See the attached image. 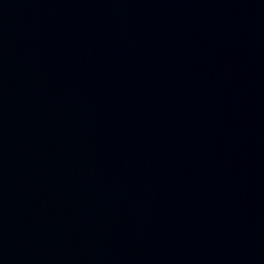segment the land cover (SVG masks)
<instances>
[{"label": "water", "instance_id": "obj_1", "mask_svg": "<svg viewBox=\"0 0 264 264\" xmlns=\"http://www.w3.org/2000/svg\"><path fill=\"white\" fill-rule=\"evenodd\" d=\"M0 264H264V0H0Z\"/></svg>", "mask_w": 264, "mask_h": 264}]
</instances>
